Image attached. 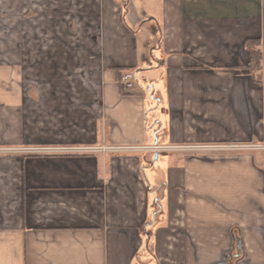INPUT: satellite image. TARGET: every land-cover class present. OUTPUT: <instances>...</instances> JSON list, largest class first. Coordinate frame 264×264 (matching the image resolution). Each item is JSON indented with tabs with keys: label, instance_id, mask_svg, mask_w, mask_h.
<instances>
[{
	"label": "crops",
	"instance_id": "1",
	"mask_svg": "<svg viewBox=\"0 0 264 264\" xmlns=\"http://www.w3.org/2000/svg\"><path fill=\"white\" fill-rule=\"evenodd\" d=\"M0 149V264H264V0H0Z\"/></svg>",
	"mask_w": 264,
	"mask_h": 264
},
{
	"label": "built area",
	"instance_id": "2",
	"mask_svg": "<svg viewBox=\"0 0 264 264\" xmlns=\"http://www.w3.org/2000/svg\"><path fill=\"white\" fill-rule=\"evenodd\" d=\"M119 84H120V87L124 93H130L131 91H133L137 85V77H136L135 72L132 70L124 71L120 76ZM228 147H230V145H228ZM123 148H125V149H138L139 147H137V146H133V147L132 146H125ZM153 148L154 149H163L160 146H154ZM90 149L91 148H88V147H72V148H61V149L57 148V147H41V148H36L33 150L52 152V151H57V150H60V151L61 150L62 151H87ZM2 150L3 149H0V151H2ZM91 150H93V149H91Z\"/></svg>",
	"mask_w": 264,
	"mask_h": 264
},
{
	"label": "rangeland",
	"instance_id": "3",
	"mask_svg": "<svg viewBox=\"0 0 264 264\" xmlns=\"http://www.w3.org/2000/svg\"><path fill=\"white\" fill-rule=\"evenodd\" d=\"M129 7H130V9L132 8L131 4ZM145 7L146 6H145L144 2H139L138 6H137V3H135V1H133V25L135 26V28H137V30L139 31V33L141 35L146 32L148 24L151 23L150 17L148 18L146 16ZM138 9H139V11H138ZM134 13H135V15L138 14L137 18H139V19L137 21H134L135 20ZM129 20H131V22H132V18H129ZM140 24H142L145 28L144 27L141 28ZM159 171L160 172H159L158 177L161 178L162 171L160 169H159ZM165 195H166V193H165ZM150 199H151L150 201L154 202V203H156L158 200H166V198L162 199L161 195L159 193H155V192L151 193Z\"/></svg>",
	"mask_w": 264,
	"mask_h": 264
},
{
	"label": "trees",
	"instance_id": "4",
	"mask_svg": "<svg viewBox=\"0 0 264 264\" xmlns=\"http://www.w3.org/2000/svg\"><path fill=\"white\" fill-rule=\"evenodd\" d=\"M246 47L250 53V58H251L250 68L255 73V79L257 81H261V71H262L261 41L260 39H249L246 42Z\"/></svg>",
	"mask_w": 264,
	"mask_h": 264
},
{
	"label": "water",
	"instance_id": "5",
	"mask_svg": "<svg viewBox=\"0 0 264 264\" xmlns=\"http://www.w3.org/2000/svg\"><path fill=\"white\" fill-rule=\"evenodd\" d=\"M218 264H231L230 262H221V263H218Z\"/></svg>",
	"mask_w": 264,
	"mask_h": 264
}]
</instances>
